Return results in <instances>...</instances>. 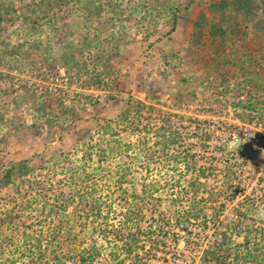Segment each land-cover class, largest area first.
Listing matches in <instances>:
<instances>
[{
  "label": "rangeland",
  "instance_id": "1",
  "mask_svg": "<svg viewBox=\"0 0 264 264\" xmlns=\"http://www.w3.org/2000/svg\"><path fill=\"white\" fill-rule=\"evenodd\" d=\"M36 1L39 2L0 0V13L8 10L5 16L13 19L7 23L0 20V52L14 53H0V215L7 211L15 215L23 210L20 222L0 226V248L4 251L0 253V264H27L38 255L32 247L36 236L43 238L58 220L68 226L79 221L83 210L79 208L85 201L75 196L77 187H92L98 179L104 191H111L108 202L114 213L131 207L135 198L145 213V223L140 225L145 229L150 222L157 227L159 218L150 217L157 213L153 216L147 203H142V189L155 190L154 195L161 197L159 209L168 212L170 200L181 197V204L187 207L192 199L183 197L182 187L192 183L197 173L194 170L200 168L216 170L201 180L208 192L224 190L229 185L224 173L238 169L231 186L237 194L230 202L221 198L222 202L208 203L206 212L211 217L214 208L225 202L217 224L219 232L204 230L196 234L194 229L204 226L203 221L188 223L185 226L192 234L178 231L168 256L176 257V264H202L203 251L220 244L221 232L227 233L225 241L230 246H240L242 256L246 237L250 247L260 245L264 235L261 223L248 225V232L237 235L230 231L242 225L239 219L245 209L254 210L264 200V132L254 124L245 126L246 134L258 133L263 138L247 147L243 164L239 157L243 153L241 142L228 128L232 123L242 126L237 120L241 107L234 108V103L250 101L264 110V0H119L123 13L121 19L109 20L110 27L103 22H85L83 12L72 0H65L68 3L64 7H56L54 18L33 12L31 5ZM148 4L159 23L153 26L155 36L144 41ZM173 6H177L178 20L174 32L167 35L172 30ZM51 25L59 31L54 33ZM160 36L161 41L156 42ZM86 37L100 43L92 42L90 53L78 58V66L67 69L62 59L71 65L69 53L73 51L69 49L80 48ZM62 38L71 48L64 49V44L60 55L45 54L47 47H55V41L62 45ZM84 63L87 68L82 67ZM242 92L247 95H239ZM91 102L95 105L91 106ZM59 103L75 105L76 113L84 120L100 114L101 125L111 129L104 132L90 128L83 139L77 140L76 135L57 142L61 134L54 121L63 118ZM138 103L191 123L185 124L187 144L175 149L171 162L163 168L146 164L143 139L148 137L140 130L143 125H139V131L131 132L123 124L127 115L133 119ZM103 106L105 114L97 111ZM207 129L210 138L206 140L203 133ZM103 139L113 144L112 154ZM101 150L107 151L103 160ZM188 161L189 165L185 163ZM22 162L27 163L26 174H20L18 181L16 175L11 176L6 185L8 171L14 167L18 172ZM126 165L131 166L134 176L119 188L115 173ZM94 170H98L97 177ZM80 172L81 178L77 175ZM148 185L152 186L145 187ZM65 200L68 204L64 205ZM119 218L110 214V223L116 224ZM174 224L172 221L165 227ZM91 232L90 228L72 229L71 234L80 237L69 246L68 264H78V251L93 245H102L104 250L103 256L91 264L110 262L109 253L114 252L111 245L116 241L105 243ZM161 238L170 244V240ZM118 253V261L130 264L132 257ZM167 262L175 264L172 257Z\"/></svg>",
  "mask_w": 264,
  "mask_h": 264
},
{
  "label": "trees",
  "instance_id": "2",
  "mask_svg": "<svg viewBox=\"0 0 264 264\" xmlns=\"http://www.w3.org/2000/svg\"><path fill=\"white\" fill-rule=\"evenodd\" d=\"M72 1L73 4L76 3L77 7H79L78 10L83 12L81 15L82 19L85 22L89 23L92 21L100 23L103 22V24H107L108 26L111 24L110 21H116L121 19L120 16L123 13V7L119 0ZM67 3L68 1L65 0H39V2L36 1V3L32 4L31 6H33L32 11L35 12L37 15L54 18L55 8H60L61 6L64 7L67 5ZM172 8L173 9H170L172 14V30H170L167 35H170L172 32H174V27L178 20L177 6H173ZM186 8H188V6ZM152 10L153 9L149 6V9H147V14L149 17L147 19L144 18V20L148 24V30L144 34V36L146 37L144 41L149 40L150 38L155 36V29L153 26H156L159 23L157 20H155L154 17H152ZM6 14H8V10H3V13H0V20L5 23L13 21V19L9 20L7 16H5ZM13 14H16V12L14 11ZM128 20H132V18H129ZM51 26V30L53 29L54 33L55 31H59L57 28L54 27V25ZM108 27L107 30L109 29ZM128 37L129 34L127 33L126 38ZM161 38L162 37L160 36L159 38L154 39H156V42H160ZM62 39V45H60L57 41L54 40L56 48H51L50 45V47H47L45 54H48L53 57L60 55L62 53L61 49L64 44V49L71 48L69 47L70 45L65 43L66 40L64 38ZM94 39L95 38L89 39L88 37H86L85 43L80 48L69 49V51H73V53L76 54L69 53V55L71 56V58L69 59V63H71V65L64 62V60L62 59V63L67 67V69H70L71 66H78V58L81 57L82 59L84 58L86 53H90V50L92 48V42L100 43V40L96 42L93 41ZM15 50H18V47L15 48ZM0 53H5L6 55L14 54L11 50H3ZM79 67H81V65ZM82 67L87 68V65L84 63ZM239 95L245 97V95L247 94L242 92ZM110 99L112 100L111 102H114L113 97H110ZM91 104V106L95 105L94 102H91ZM86 105L88 104L85 103L84 106ZM105 105L107 106V103ZM233 106L234 108L241 107V110L238 113L237 120L242 124V126H238L236 125V123H232L229 124L230 128L228 129H231L232 133L230 134H234L235 136H237L238 140L241 142L240 144L243 147V153L239 155V157L241 158L240 162H243V164H245L246 160L244 159V156L246 155V152H248L247 147L253 145L254 141L258 142L263 138V136L259 135L258 133L246 134L245 126H252L254 124V128L257 129L259 126L264 132V110L258 109V107L250 101H240L238 103H234ZM75 108V105L67 106L64 103L58 104V110L62 112L63 118H57L54 121L58 125L59 132L61 134L57 142H64L63 140L68 137L75 138L76 135L79 136L77 140L83 139L84 135L87 136L91 132L90 128L94 129L95 131H99L102 129L104 130V132H107L108 129H111L109 125H101L102 123L100 114L95 115L92 119L87 118L84 120L82 119V117H80V115L76 113ZM105 109L106 107L103 106L97 111L105 114ZM39 112L42 113V111L40 110ZM174 118H177L176 115H167L166 113L164 114L162 113V110L157 109L154 106L147 107L142 103L137 104V111L134 113L133 119H130V114L125 117V121L123 124H125L126 130L131 129V132H137L139 131V125H143L142 129L140 130L148 137L143 139V141H146L143 142V148L147 150V153H144V158L147 160V162L145 161L147 165L155 164L156 168L165 167L167 163L171 162L169 159L172 158L171 156L175 154V149H177L180 145L182 146L187 144V140L189 139L188 137L186 138L187 125L185 124L191 123L189 119L185 120V122L183 123L182 117H179L180 119L178 118L176 120ZM47 123H51L50 119L47 120ZM115 125L119 126L120 123H115ZM77 126L79 130H76ZM204 132V139L207 140L208 138H210L207 135L209 134V130L207 129V131ZM249 137L252 138L250 139ZM255 138L257 139L255 140ZM102 142L106 143V149L109 151L110 154H112V152L114 151V147L113 144H111V141H105V139H103ZM48 145L49 143L44 145L45 148L48 147ZM106 152L107 151H100L101 157H99L101 160L105 158ZM124 154L128 153L124 151ZM185 163L189 165V161ZM210 167L216 168L212 164L210 165ZM17 171L18 172H15L14 167H12L8 171L7 177L5 179L6 185L10 184L9 180L11 176L16 175V177L14 178H18V181L21 177L20 174H26L27 163L22 162L19 165ZM194 172L197 173H195L196 177L193 179L192 183H189L188 185L182 187L183 197L185 199H188L189 197V199H192V202L190 203V205H187V207H183V205L181 204V197V199L173 198L170 200L168 212L161 208L159 209L161 197H156L154 195L155 190H146L145 188L142 189V203H147V206L150 209V213L152 215L154 213H157L156 217H150L154 219L159 218L157 227L151 226L152 222H150L149 224H147L145 229L144 227L140 226L142 225V223H145V213L143 207L140 204H136L137 201L135 198L131 207L124 211L114 213L112 205L108 202L109 193L111 191H104L103 188L99 186V183L97 182L98 179L94 181L95 184L92 187H86L83 189L82 187H77V189L74 191L75 196H79L78 198H81L83 201H85V205L82 208H79L80 210H84H82V214L79 215L80 220L75 221L69 226L68 223L61 222L60 220H58L57 224L52 225V227H50V229L46 232L43 238H38L36 236L33 239L34 242L32 243V247L34 248V251L35 249L38 251V255L36 257H32L27 264H68V258L69 256H71L70 250H68L70 248L69 246L73 245L80 237V235L78 236L71 234L72 229H74V227L76 226L79 227L80 230L90 228L92 230L91 234L97 237L99 236L101 240H103L105 243L106 241L110 240L116 241L113 245H111V247L114 248V252L111 251L109 253L108 257L110 259V262L108 260L106 264H125L122 259H119V261L117 260V258L119 257V251L126 258L132 257L130 264H156V261L160 262L159 264H171L170 262H167V259H170V257H172V261L176 264V262H178L177 258L168 255L171 252L170 245H174L171 243L173 241L175 242V240L179 237L178 231H182L187 236H190L193 231L185 225L188 223H192L195 221L198 222L199 220H202L205 225L199 229L195 228L194 230L197 231L196 234L200 233L201 231L204 232V230H206V233L207 230L219 232L217 224L219 218L223 215L222 208L223 206H225V202L233 201L237 194V192L231 186L233 184L235 175L238 174V169H227V171L224 173V176L227 177L226 181L227 183L229 182V185H226L224 190H222L221 192L218 190H216L215 192L205 191L207 185H203V183L201 182V180H206L209 175H212L211 172H216V170L212 169L211 171L209 169L206 170L200 168L198 170H194ZM81 173L82 172L77 173L79 178H81ZM188 173H191V171H189ZM93 174H95L97 177L98 170H94ZM132 176L134 175L132 173L131 166L126 165L124 167H120L116 171L114 180H116V184L119 186V188H122L124 185L128 184L132 180ZM151 186L152 185H148L145 187ZM221 198L226 200L225 202L221 203L224 205H221L218 208H214L211 217H208L206 212V209L210 208L208 203H210L211 201L216 203L217 200L219 202V200L221 201ZM198 199L200 200L198 201ZM262 200L260 204L256 205V209H245L242 215L243 217H240L239 219V222L242 225L234 227L233 231H230V234L237 235L239 234V232H248V225L253 226L257 223H261L262 225H264V200ZM62 202L64 205L68 204L66 200ZM85 207H87V209H84ZM22 212L23 210L17 212L15 215H11L13 214L11 213V211L3 213L2 215H0V226L3 227L7 223L17 224L18 222H20L18 221V219H21ZM112 213L115 216H120L116 224H114L113 222L110 223V214L112 215ZM53 214H55V211ZM253 214L258 215L259 217L255 219ZM172 221L175 223L172 227H165L166 225H169ZM207 223H212L213 226L209 227ZM221 234L222 235L220 236V244L215 249H212L210 251L205 249L203 251L202 264H264V235L261 236L262 243L260 245H252L251 247L249 240L246 239V237L243 243L244 245L241 246V248L244 249V256H242L240 255V251H238L240 246H237V249L233 248L228 244V242L225 241L227 239V233L221 232ZM161 236H164L166 240H170V244L167 245V243L164 242ZM143 239L144 241H142ZM81 242H79V244H81ZM186 242L188 243V240ZM146 245L148 246V250L145 249ZM103 248L104 247H102V245L82 247L81 250H79L77 253V263L91 264L94 259L103 256ZM1 249L2 248H0V253L2 255L4 251L3 249Z\"/></svg>",
  "mask_w": 264,
  "mask_h": 264
}]
</instances>
